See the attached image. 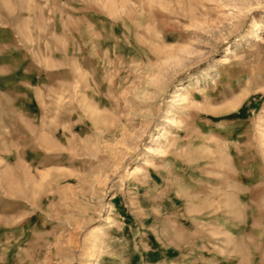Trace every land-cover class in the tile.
Instances as JSON below:
<instances>
[{"label": "rangeland", "instance_id": "374dc122", "mask_svg": "<svg viewBox=\"0 0 264 264\" xmlns=\"http://www.w3.org/2000/svg\"><path fill=\"white\" fill-rule=\"evenodd\" d=\"M0 264H264V0H0Z\"/></svg>", "mask_w": 264, "mask_h": 264}]
</instances>
